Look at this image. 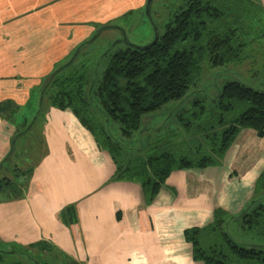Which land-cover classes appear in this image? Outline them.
Segmentation results:
<instances>
[{
	"label": "crops",
	"instance_id": "0c3cea01",
	"mask_svg": "<svg viewBox=\"0 0 264 264\" xmlns=\"http://www.w3.org/2000/svg\"><path fill=\"white\" fill-rule=\"evenodd\" d=\"M145 1L0 0V100L15 111L0 110V264H205L184 230L212 222L217 207L238 215L253 196L264 137L250 131L222 165L173 172L149 205L71 109L48 103L13 143L39 105L42 61L69 50L58 39L77 43L97 15Z\"/></svg>",
	"mask_w": 264,
	"mask_h": 264
},
{
	"label": "trees",
	"instance_id": "16d2710c",
	"mask_svg": "<svg viewBox=\"0 0 264 264\" xmlns=\"http://www.w3.org/2000/svg\"><path fill=\"white\" fill-rule=\"evenodd\" d=\"M251 2L185 0L154 45L112 47L94 63L83 62L78 70L79 55L86 54L91 45L89 40L82 42L76 54L46 78L34 117L23 125L24 131H18L13 143L32 128L45 103L71 109L99 148L109 152L117 166L116 177L140 183L146 205L155 200L173 172L222 165L230 146L247 132L264 137L263 88L238 78L228 81L210 100L217 112L203 99L195 100L188 117L179 114L185 130H193L192 142L170 144L161 152L152 151L159 149V136L152 132L159 127L144 126V117L187 98L205 57L213 66L242 59L246 42L241 32L249 31ZM132 138L135 144L130 145L127 140ZM188 142L190 152L182 149ZM245 169L235 166L231 176H241ZM234 219L256 234L257 241L234 239L229 231ZM184 236L192 244L193 258L205 264H264V170L241 213L217 207L212 222L186 228Z\"/></svg>",
	"mask_w": 264,
	"mask_h": 264
},
{
	"label": "rangeland",
	"instance_id": "374dc122",
	"mask_svg": "<svg viewBox=\"0 0 264 264\" xmlns=\"http://www.w3.org/2000/svg\"><path fill=\"white\" fill-rule=\"evenodd\" d=\"M185 0H154L152 3V15L159 25L158 31L162 33L165 29V23L173 13L179 7V5ZM147 0L144 5L133 6L124 8L118 14L113 12H107L104 15H97L95 21H90V34L87 37L80 38L76 43L74 39H58V42H62L64 49L68 48L67 53H58L54 55L52 63H50L49 54L42 61L41 67L46 66L47 72L40 78V83L33 88V93L37 92L38 102L40 98V92L45 85L46 78L55 69L65 64L71 59L78 50V45L82 42L89 40L91 41L90 47L87 49L86 54L81 53L79 55L80 61L77 59V66L75 69H80L83 62L87 64L94 63V59H97L106 49L111 47L124 48L126 45H137L144 46L150 43L156 34V28L154 21L147 14L146 11ZM247 18L249 22V31L245 33V30L241 32V39L243 38L246 45L242 51V59L240 61H234L221 66H213L208 57H205L201 63L200 71L196 74L195 82L190 87V92L181 103L170 102L162 110L148 114L144 117V126L155 128L159 127L158 130H152L153 134L157 133L159 136V149H152L153 152H161L167 145L181 143L183 141L192 140L189 139L190 134L193 130H185L182 126L181 120L179 121V114L184 117L189 115L191 112L192 104L195 100L203 99L208 106H211L213 111L217 110L214 108L213 103H210L211 99H215L220 89L230 80L235 78L241 79L246 83L260 87L264 89V2L263 0H252L249 9L247 10ZM80 25H85L81 22ZM103 26H109L101 29ZM245 33V35H244ZM1 56V55H0ZM56 56H58L57 60ZM51 58V57H50ZM50 63V64H49ZM49 65V69H48ZM75 65V64H74ZM70 68V67H69ZM68 69L64 73H68ZM75 71V70H74ZM7 78V77H5ZM202 90V91H199ZM194 91V92H193ZM36 94V93H35ZM178 106H177V105ZM38 105V104H37ZM46 103L43 109H46ZM177 106L171 109L173 106ZM8 104L5 100H0V110L2 114L6 111L15 112L14 108L7 107ZM37 107V106H36ZM35 107V108H36ZM21 108V107H20ZM19 108V109H20ZM35 108L28 107L24 113L31 114L29 122L34 117ZM23 111V110H22ZM32 111V113H31ZM21 121L22 117L18 115L17 118ZM24 123V122H23ZM36 122L33 126H35ZM33 135V134H31ZM157 136V137H158ZM191 142L185 144L182 149L190 152ZM130 145L135 144V139L127 140ZM199 145V144H198ZM197 145V146H198ZM229 231L234 239L239 242H254L257 241L256 234L243 228L239 220L234 221L229 226ZM1 251V249H0ZM16 259V258H15ZM27 259V257L20 256L19 260ZM33 260H39L34 257ZM39 260L35 264H42ZM19 262V261H17ZM34 262V261H33ZM3 264H12L7 260Z\"/></svg>",
	"mask_w": 264,
	"mask_h": 264
},
{
	"label": "water",
	"instance_id": "95a60500",
	"mask_svg": "<svg viewBox=\"0 0 264 264\" xmlns=\"http://www.w3.org/2000/svg\"><path fill=\"white\" fill-rule=\"evenodd\" d=\"M154 0H147V4H146V11H147V14L150 15V17L152 18V15H151V9H152V3H153ZM153 20V18H152ZM156 28V34H155V37L154 39L148 43L147 45H144V46H137V45H133V44H130L131 46H134V47H137V48H140V49H145L149 46H152L154 45L157 40H158V37H159V31H158V26H155ZM112 48V47H111Z\"/></svg>",
	"mask_w": 264,
	"mask_h": 264
}]
</instances>
